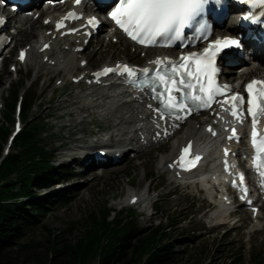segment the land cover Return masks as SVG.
<instances>
[{"label": "rangeland", "instance_id": "obj_1", "mask_svg": "<svg viewBox=\"0 0 264 264\" xmlns=\"http://www.w3.org/2000/svg\"><path fill=\"white\" fill-rule=\"evenodd\" d=\"M15 21L16 19H12L10 26ZM36 30L37 28L34 29L33 26L31 30L19 31L12 43L17 47L30 45L36 39ZM114 38L106 39L101 34L93 39L76 58L77 60L86 58L87 64L77 65L74 74L83 67L88 72L114 59L137 64H141L146 59L147 50L137 49L124 38H118V41L114 42ZM63 41L65 40L53 44L51 54L63 47ZM63 51L67 50L63 49ZM15 58L16 51L13 48L9 56L0 64V124L5 123L10 129L12 127V121L4 118V107L1 104L4 103L3 99L11 85H19L21 95L31 90L30 94L34 99L29 115L36 116L37 120L43 123L41 137L48 148L53 150L52 164L62 165L63 153L68 150L65 148L73 146L74 143L81 144L74 141L81 136L78 131L82 130L87 134L96 131L94 128L96 123L82 119L81 125L65 126L67 119L65 111L69 108L66 109V105L61 102L72 97L76 91L70 79L65 77L63 71L41 65V57L38 55H35L28 64L19 66ZM11 64H14L15 70H12ZM28 99L23 104L25 107ZM75 100L76 97L69 101L75 102ZM190 120L199 123L200 117H191ZM21 121L24 125V119ZM89 135L94 138L92 134ZM168 141L145 150L136 157H133L132 153L127 160L116 165L94 167L93 170L88 171H83L84 167L76 164V167L63 165L68 173L67 179L60 184L65 191L64 200L55 202L52 209L46 213L42 224L22 240L32 243L33 246L23 248L21 253L40 260L44 256L46 247L50 245L49 240L54 236L75 241L81 234L84 221L89 214H100L105 209L107 211L127 209L136 213V221L140 227L178 223V227L171 231V235L177 238V249L183 251L179 257L181 264H233L234 261V264H256L257 261L264 264V203L259 204L261 222L252 229L249 226L253 217L245 207L233 206L231 212H224L216 220L210 219L209 211L216 205L199 185L194 188L178 184L173 180L172 175L158 169L159 156L168 151ZM9 150H14V147L10 146ZM91 150L86 151L88 156L96 151L97 147ZM82 168L83 170L80 171ZM148 178L150 181H147ZM147 188L152 191L147 193ZM55 190L56 188L51 187L36 192L42 194ZM130 192L137 194L145 192V194L140 197V203L123 205V200L127 201ZM108 219L111 220L112 216H108Z\"/></svg>", "mask_w": 264, "mask_h": 264}, {"label": "trees", "instance_id": "obj_2", "mask_svg": "<svg viewBox=\"0 0 264 264\" xmlns=\"http://www.w3.org/2000/svg\"><path fill=\"white\" fill-rule=\"evenodd\" d=\"M19 88L12 84L3 99L6 120H12ZM30 93L26 91L22 97L24 127L11 142L14 150L0 159V264H181L183 251L177 249V238L171 235L178 223L140 227L130 210L89 214L75 241L54 236L40 260L21 253L33 246L22 240L42 224L52 205L65 197L61 187L42 194L36 190L50 189L68 176L63 166L52 164L53 150L41 137L43 123L29 115L34 99ZM9 129L0 124V155Z\"/></svg>", "mask_w": 264, "mask_h": 264}, {"label": "bare ground", "instance_id": "obj_3", "mask_svg": "<svg viewBox=\"0 0 264 264\" xmlns=\"http://www.w3.org/2000/svg\"><path fill=\"white\" fill-rule=\"evenodd\" d=\"M53 11L54 10H45V16L38 20L35 19L34 16L25 18L23 16L24 11L21 15H18V13L16 15L18 16L17 22L20 23L18 26L20 31L25 32L31 30V27L33 26L34 29L37 28L36 39L33 43H30L29 49L27 50V56L22 61L23 64H28L35 55H38L41 57V65H45L52 70L63 71L66 78H71L72 76L77 77L78 75L80 77L81 81L72 84L76 89L73 96L69 99H64L63 102H61L66 105V109L69 108L65 111L67 119L64 125H81L80 121L84 119L86 122L96 123L94 128L100 133L93 134V131L89 130V134L92 133L94 136L93 138L85 131L79 130L78 133L81 136H78L76 141L81 144L74 143L73 146L68 147V150L72 152L74 150L75 152H80L81 150L86 151L95 149L93 144L85 145L86 141L89 139L98 142V144L95 145L97 150L100 149L105 153L113 155L115 153L119 154L123 152L122 158L123 160H127L131 153L138 156L141 152L169 140L167 142L168 151L160 154L157 164L158 169L165 172L173 170L169 164L173 163L174 155L177 153L179 147H181L186 141H192L195 147L200 148L204 152H208V154L204 164H202L194 173L184 178L186 185L194 188L196 185H199L205 191V195L214 200L216 207L209 211L208 216L210 219L216 220L224 212H231L230 210L233 209L234 204L225 191L226 186L222 182L218 167V162L222 157L220 144L217 140L210 138L209 132H206L205 129L207 124L214 123L213 117H210L208 113L200 119L199 123L190 119H185L183 122H180V125L176 128L173 121L167 119L165 116L161 118L160 113L156 109L155 103L146 96L143 91L131 89L129 86L122 85V81L112 79H106L99 83L84 81L83 73L85 67L81 68L76 74H74L80 60L86 59L84 57L78 60L76 59L80 52V46L83 45V38H80L79 34H75L66 39L62 43L64 44L63 47L56 50L52 55L49 54L51 48H49L48 51L46 50L39 53V47L44 42L48 41L49 46L51 47L53 44L58 43V34L48 33L47 29L50 27L44 24V21L54 13ZM37 21H39V24H37ZM102 21L106 23V28L102 34L104 38L111 39L117 37L123 39L118 32H112V30L108 29L110 22L107 19H102ZM235 22V16H231L225 22V26L230 33L235 29ZM219 33H221V31L216 30V34ZM67 41L75 42L69 43ZM64 48L67 49L66 52L63 51ZM84 48H86V45ZM141 50L145 49L141 48ZM147 50L146 61L159 53L156 49ZM173 54L176 55L177 51H174ZM115 60L116 59L113 61H106L103 64H111ZM243 60L246 61L245 58H243ZM252 75L264 78V67H252L249 63L245 62L240 66L227 69L221 77L222 80L228 82L233 88H236L240 80L244 81ZM242 84L243 82L240 86H242ZM74 97H76L75 102H71L72 100L69 101ZM181 123L184 124L183 127ZM163 129H166L171 133L165 138L158 137ZM244 149L245 148L242 146L237 148L234 147L231 151H233L235 153L234 156H236L237 154H243ZM227 157L230 158L229 155ZM74 159L81 162V159L76 156ZM93 169V166H84L83 171ZM53 188H56V186ZM144 194L145 192L139 194L130 192L126 198L127 201L123 200V205L129 204V200L133 196H138L140 198L143 197ZM250 196H253V193H251ZM252 205L258 204L254 202ZM237 206H245V204L239 203ZM252 217L253 220L252 224L249 226L250 229L257 227L260 224V211L256 216ZM218 223H220V221H218Z\"/></svg>", "mask_w": 264, "mask_h": 264}, {"label": "snow or ice", "instance_id": "obj_4", "mask_svg": "<svg viewBox=\"0 0 264 264\" xmlns=\"http://www.w3.org/2000/svg\"><path fill=\"white\" fill-rule=\"evenodd\" d=\"M243 2L250 3L253 7H264V0H243ZM208 3L209 0H120L119 6L111 12V17L131 40L140 45L152 46L163 42L169 46L187 38L185 29L197 21ZM74 17V13H69L65 19ZM244 19H251V17H244ZM89 23H95V21L90 20ZM62 27H64L63 21L57 22V29ZM205 30L206 25L199 23L197 31L203 33ZM71 31H76V29H71ZM232 46H239L238 42L217 39L209 43L202 52L188 53L181 56L178 61L157 58L150 62L155 65L154 69L147 67L136 69L127 64L117 63L112 67H104L94 75L99 78L109 74H118L126 76V82L136 87L148 84L153 92H157L158 88L162 89L158 95L165 109L190 114L192 108L187 103L189 100L203 108H209L212 103L219 102L216 97L222 93L218 87L214 86L213 80V74L217 71L215 58L223 49ZM20 58L23 60L24 53H21ZM153 71L154 74L149 76ZM141 74L145 79L138 83ZM247 93L246 109L244 97L240 94H234L219 103L221 107L227 103L229 107L225 111H228L240 123H243L246 118L245 112L251 117L252 145L264 161V133L257 129L259 117L264 115V81H251L247 85ZM157 111L159 112V108ZM182 118L181 115L176 116V119ZM238 138L236 129L233 128L229 139ZM190 149V143L182 149L181 156L176 162L180 167H185L181 163L185 159V153L191 155L194 161L201 159L199 155L191 154ZM225 155H228L227 149H225ZM191 166L194 167L195 164ZM256 167L259 168L260 165L257 164ZM260 175L264 177V171H261Z\"/></svg>", "mask_w": 264, "mask_h": 264}]
</instances>
